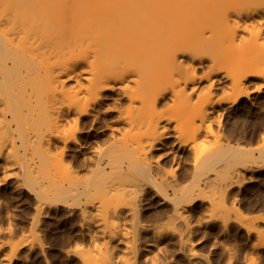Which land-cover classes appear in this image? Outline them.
Masks as SVG:
<instances>
[{
  "label": "bare ground",
  "instance_id": "obj_1",
  "mask_svg": "<svg viewBox=\"0 0 264 264\" xmlns=\"http://www.w3.org/2000/svg\"><path fill=\"white\" fill-rule=\"evenodd\" d=\"M254 79L264 0H0V132L20 148L11 160L0 140V207L23 186L31 229L76 209L78 264H159L170 238L191 258L189 206L244 170L218 131L223 103ZM209 216L226 230L229 212ZM144 231L154 250L141 254Z\"/></svg>",
  "mask_w": 264,
  "mask_h": 264
},
{
  "label": "rangeland",
  "instance_id": "obj_2",
  "mask_svg": "<svg viewBox=\"0 0 264 264\" xmlns=\"http://www.w3.org/2000/svg\"><path fill=\"white\" fill-rule=\"evenodd\" d=\"M261 83L260 79H254L247 85L249 98L241 96L232 104L227 98L223 103L228 110L221 116L218 131L225 142L239 146L237 163L244 168L242 177L221 195L210 196L202 203L193 200L189 206L193 256L186 257L178 250L175 240L170 238L163 242L166 248L159 256V264H264V84ZM225 94L228 95L226 88L218 90L216 96ZM115 114L101 116L109 121L108 117ZM101 120L88 130L90 139H98L100 146L104 137L96 133L103 128ZM87 121L86 127L90 123ZM212 128L216 130L214 124ZM0 140L7 144L4 153L7 158H18L20 148L7 143L5 132H0ZM94 140L92 145L96 143ZM33 201L32 194L22 186L0 207V264H78V257L68 251L74 247L85 249L87 245L86 238L79 233L78 211L73 209L69 212L60 206L43 217L39 226L31 229ZM211 208L230 213L225 231L218 218L209 216ZM144 211L147 221L155 220L152 215L154 208ZM150 239L148 231L142 232L138 242L141 254L154 250V247L146 245ZM115 246L114 251L120 253L122 244ZM140 260L146 264L142 258Z\"/></svg>",
  "mask_w": 264,
  "mask_h": 264
}]
</instances>
